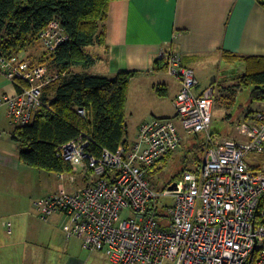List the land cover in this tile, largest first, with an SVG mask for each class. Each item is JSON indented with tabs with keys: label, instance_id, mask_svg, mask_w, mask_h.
I'll return each mask as SVG.
<instances>
[{
	"label": "built area",
	"instance_id": "built-area-1",
	"mask_svg": "<svg viewBox=\"0 0 264 264\" xmlns=\"http://www.w3.org/2000/svg\"><path fill=\"white\" fill-rule=\"evenodd\" d=\"M39 40L53 52L66 37L53 20ZM157 58L180 82L173 101L180 126L204 134L200 167L189 164L173 190L168 188L172 183L160 192L151 188L145 169L181 144L171 118L143 122L134 142L103 149L98 156L87 153L88 140L80 136L59 149L58 157L72 171L58 173L57 179L64 182L80 170L93 180L36 201L38 219L47 222L55 213L64 214L70 223L67 238L79 239L89 252L103 253L109 264H264V171L247 163L250 156L264 154V109L238 122L236 129L246 142L218 137L210 132L214 89L197 92V78L178 53L163 51ZM0 73L25 85L13 97H0L8 125L32 123L43 87L59 74L17 57H1ZM77 112L85 116L83 110ZM158 199L170 205H159Z\"/></svg>",
	"mask_w": 264,
	"mask_h": 264
},
{
	"label": "crops",
	"instance_id": "crops-1",
	"mask_svg": "<svg viewBox=\"0 0 264 264\" xmlns=\"http://www.w3.org/2000/svg\"><path fill=\"white\" fill-rule=\"evenodd\" d=\"M103 40L102 45L85 48L95 64L76 72L107 78L119 72L135 73L129 83L124 117L135 123L134 137L125 136L131 144L143 122L175 116L173 101L181 85L165 70H153L158 55L163 51L178 53L182 64L194 74L197 68L221 61L223 51L264 57V0L113 1L107 8ZM17 93L14 83L0 73V97ZM11 129L7 106L2 105L0 264H109L103 253L87 254L79 239L67 238L70 223L62 213L53 214L45 223L42 240L28 223L20 222L25 212L17 210L16 200L4 195L3 190L5 180L13 183L9 175L14 178L25 166L18 159Z\"/></svg>",
	"mask_w": 264,
	"mask_h": 264
},
{
	"label": "trees",
	"instance_id": "trees-1",
	"mask_svg": "<svg viewBox=\"0 0 264 264\" xmlns=\"http://www.w3.org/2000/svg\"><path fill=\"white\" fill-rule=\"evenodd\" d=\"M113 1L118 0H0V58H19L29 48L39 46L40 32L53 20L59 22L66 37L53 52L41 50L29 62L31 66H46L49 72L58 73L59 79L43 87L41 105L32 123L10 131L23 165L55 174L71 172L58 152L80 136L88 140L87 153L95 156L103 149L114 151L119 145H127L125 103L135 73L119 72L107 78L74 70L95 64L85 48L104 44L103 26L108 5ZM221 59L228 64L240 62L244 71L239 76V87L250 88L251 102L264 101V57L223 51ZM153 70L166 71L165 62L157 58ZM14 85L18 93L25 87L21 81H14ZM78 110H83L85 116L81 117ZM252 113L247 112L244 120ZM198 149L203 155L204 140ZM174 153H167L145 169L151 187L150 178L170 164ZM201 161L196 158L189 164L200 167ZM180 163L184 167L160 191L179 179L189 165L185 157ZM250 168L260 170L259 166Z\"/></svg>",
	"mask_w": 264,
	"mask_h": 264
},
{
	"label": "rangeland",
	"instance_id": "rangeland-1",
	"mask_svg": "<svg viewBox=\"0 0 264 264\" xmlns=\"http://www.w3.org/2000/svg\"><path fill=\"white\" fill-rule=\"evenodd\" d=\"M41 50L45 49L39 40V46L29 48L20 55L19 59L28 60L29 57L36 58ZM74 70L81 72L84 69L78 67ZM243 71V65L240 62L228 64L222 60L195 69V76L199 84L196 91H202L207 87H212L214 89L210 132L218 137L229 138L239 142H246V138L241 136L236 129L238 122L244 120V116L247 112L264 109V101L251 102L250 88L239 87V76ZM171 119L177 124L181 144L173 154L170 164L159 174L150 178L152 183L151 188L157 192L160 191L162 186L168 183L170 178L178 172V169L181 170L184 167V164L180 163L182 158H186V164L192 163L196 158L203 160V155L199 152L198 146L201 144L202 140H204V134H191L184 131L175 116ZM134 124V120L132 119L127 118L125 120L126 134L129 139H132L135 135L136 128ZM247 163L252 167L259 166L260 171H264V154L250 156L247 158ZM22 167L21 172L19 174L16 173L17 176L14 174V178L9 175L13 183H8V180H5L3 189L5 191L4 195H9L8 197L11 196L12 199L16 200V209L25 212L20 222L28 223L29 226L32 227H30L32 230L40 234V239L42 240L43 226L46 222H42L38 219L35 202L53 193H57L61 188L64 189V192L74 191L85 185L92 176H84L80 170H77V172L70 173L67 179L61 182L57 179V173L55 174L27 166ZM10 174L13 173L10 172ZM71 177L74 178L73 182H68V178ZM158 204L170 205V202L168 203L165 199H158ZM126 217L127 213L122 212L121 218L125 219ZM83 251L87 254L97 253V251L89 252L84 248Z\"/></svg>",
	"mask_w": 264,
	"mask_h": 264
},
{
	"label": "water",
	"instance_id": "water-1",
	"mask_svg": "<svg viewBox=\"0 0 264 264\" xmlns=\"http://www.w3.org/2000/svg\"><path fill=\"white\" fill-rule=\"evenodd\" d=\"M168 188H169V190H173L175 188V184L172 183Z\"/></svg>",
	"mask_w": 264,
	"mask_h": 264
}]
</instances>
